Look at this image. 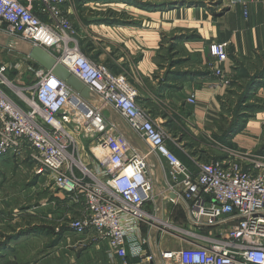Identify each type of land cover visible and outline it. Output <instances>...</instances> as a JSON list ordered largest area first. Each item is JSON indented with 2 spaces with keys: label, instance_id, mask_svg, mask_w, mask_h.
Wrapping results in <instances>:
<instances>
[{
  "label": "built area",
  "instance_id": "2783aa9c",
  "mask_svg": "<svg viewBox=\"0 0 264 264\" xmlns=\"http://www.w3.org/2000/svg\"><path fill=\"white\" fill-rule=\"evenodd\" d=\"M66 2L0 0V33L44 48L91 93L86 100L50 71L31 65L32 82L14 92L8 67L0 64V158L29 159L34 173L77 206L69 227L106 240L108 264H131V259L152 260L143 247L142 225L148 232L179 231L159 217L155 205L148 210L156 198L148 164V156H154L164 171L169 201L183 203L189 222L199 230L186 231L187 247L161 251L163 264H264V153L227 146L223 158L194 157L189 169L168 145L186 152L183 143L137 101L127 75L81 51L78 34L87 33L73 25ZM230 3L240 4L247 17L250 0ZM226 48L224 42L209 45L213 59L207 67L220 87L231 82L223 67ZM186 101L195 104V94ZM108 107L146 144V153L105 117ZM85 149L90 151L89 166L83 162Z\"/></svg>",
  "mask_w": 264,
  "mask_h": 264
},
{
  "label": "crops",
  "instance_id": "0c3cea01",
  "mask_svg": "<svg viewBox=\"0 0 264 264\" xmlns=\"http://www.w3.org/2000/svg\"><path fill=\"white\" fill-rule=\"evenodd\" d=\"M164 1L167 0L153 2ZM195 1L202 3L157 10H146L118 2L115 6L117 11H126L127 15H131V19L140 21L137 25L85 24L76 16L79 12L76 6L71 9L67 2L64 5L73 25L80 31H86V35L92 32L91 37L98 40V43L94 41L98 61L106 63L118 73L127 69L132 76L140 103L144 106L155 104L159 110L169 111L156 115L152 110L154 117L159 121L164 122L168 117L170 118L171 112L181 120L192 121L195 128L193 134L187 132V137L191 135L194 138L195 135L198 136L209 128V125L214 124L211 121L215 120L217 113L220 112L219 96L231 88L220 87L217 84V77L209 72L207 63L213 59L209 53V45L217 42L227 44L228 60L223 63V67L231 78L230 85L235 82L240 83L242 80L245 82L249 74L253 75L257 69L264 68L262 67L264 66V0H250L246 18L242 14L241 5L231 4L230 0ZM0 37H3L2 48H15L11 44L13 38L2 33ZM169 42L174 43L170 50H168ZM26 44L31 46L28 42ZM20 53L22 57L28 58L24 53ZM29 60L32 66H40ZM172 60L183 61L169 64ZM168 70L170 72H167ZM198 70H205L208 73L199 75L196 74ZM184 71H190L192 74H181ZM29 73L31 76V72ZM26 80L25 77V82ZM32 80L29 78L24 83L19 79L22 84L16 87L22 88ZM5 90L9 89L5 88ZM191 93L195 94V104L186 101ZM257 95L264 97V87H258ZM12 97L26 108L25 103L16 95L13 94ZM103 113L107 119L117 125L118 132L125 136L135 149L146 153V144L113 109L105 108ZM263 123L264 112H256L247 122L242 133L235 135V146L254 149L253 145L256 142L254 139L260 134ZM26 160L29 161L27 163L36 178L45 179L34 173L35 165L29 159ZM2 164H0V173L6 167V164L3 166ZM148 164L156 195L155 203L151 204L148 210L152 211L155 205L160 218L181 228L183 222H179L174 215V208L181 205L183 216L184 214L187 216L183 203L174 204L169 201L170 195L166 191L164 171L154 156H148ZM35 192L36 196L43 197L25 210L17 207L11 212L8 207L3 209L4 206L0 205V264L109 263L111 257L106 240H101L90 233H76L69 227V216L78 214V211H75L76 205L68 204L64 195L54 191L51 186L48 195L43 191ZM1 194L0 192V196ZM24 216H30L31 220L22 223ZM33 227H41L43 230L21 235L22 231H30ZM190 231L199 230L194 228ZM142 233L146 241L143 244L145 253H150L152 260H142L138 263V259H131V264H163L159 251L169 248L161 246L162 238L167 236L169 239L171 233L164 229L157 231L151 229L148 232L146 225H142ZM186 243L183 246H187Z\"/></svg>",
  "mask_w": 264,
  "mask_h": 264
},
{
  "label": "rangeland",
  "instance_id": "374dc122",
  "mask_svg": "<svg viewBox=\"0 0 264 264\" xmlns=\"http://www.w3.org/2000/svg\"><path fill=\"white\" fill-rule=\"evenodd\" d=\"M150 1H158V0H150ZM167 1H170V0H167ZM167 1H164V2H167ZM174 1H178V0H174ZM83 2L84 3H82V2L80 3V2H78V0H67V5H69L71 7V9H72V7H75V6H76V9H79V12L76 16L81 21H82V19L84 20L85 18L93 19L96 11L100 12V11H105L106 9H112V10L117 11L115 6L117 5V3L119 1L118 0H93V1H84L83 0ZM97 2L100 4L97 5L96 4ZM84 4H85V6H84ZM125 4L127 6H130L129 3H125ZM80 7H82L83 9L80 10L81 9ZM118 12H120V11H118ZM123 12H125V15H127L126 11H123ZM130 17H131V15H128L125 18L129 19ZM135 22H137V24H140V21L138 22V20H135ZM137 24H131V25H137ZM89 33H90V35H84V33L83 34L81 33L79 38L85 39L83 41L91 39V40L95 41L96 43H98V40L93 39L91 37L93 35V33L92 32H89ZM2 40H3V37H0V49H1L0 50V64H4L5 66L8 67V73H9L8 78H9V80L11 82H13L15 85L20 86L19 84H22V83H20V81L26 83L29 80V78L33 79L34 74L30 70H28V68H27L28 66L31 65L30 60L26 57H22V55L20 53V52L24 53L29 48V46L26 44V42L16 40V39L11 41V44L13 45V47L18 49V50H16L15 48H7V49L2 48V46H1ZM170 49H172V47H170ZM262 67H264V66H262ZM259 70L260 69H257L254 74L262 72L264 70V68L261 69L260 71ZM29 72H31V76H30ZM120 72L125 73L127 75V78L132 83V85L133 86L135 85L132 81V78H131L132 76L129 73V71H127V69H123ZM8 73H7V75H8ZM253 75L249 74V76L246 77L247 79L245 80V82H244V80H242V82H240V83H237V84L233 83L231 88H229L230 86L227 87L229 89L223 93V95L221 96L222 98L219 101L220 112L217 113V115H216L217 117H215V120L211 121V123H214V124L209 125V128H206L205 131L203 130V132H201V134H199L198 136L195 135V138L191 135L189 137H187L188 136L187 132H189V134H190L194 131L193 128H195V124L192 121L181 120L179 116H177L175 113L171 112L170 118L168 117L163 122V125L165 126V128L173 136H176L179 140H180V138H181V140L182 139L184 140V138H185V140L182 143L185 142L184 145H186V146L184 149L186 150V152L182 148H177L174 151H175V154L177 155V157L180 160H182L183 163L189 169L193 168L192 161H193L194 157L195 158H201L203 160H209L210 156H216V155L220 156L224 153L222 148L227 147L229 145V143H228V141H225L224 138L221 139L220 134L223 132V130H224L223 128H227L237 118L238 113H239V115H245L244 113L247 112V111L244 112V110H241V108H239L238 106L240 103L239 102L240 94L242 93L243 89L247 87V83L249 82L250 78ZM25 77L27 79L26 82H25ZM262 77L263 78H259V79L255 78L256 80L258 79L257 84L254 85L251 92H249V94H248L249 96H247L249 98L248 102L257 103L259 105V107H261V108L256 110V111H253L251 113L247 112V114L250 115L247 118V122L250 119H252L253 115L256 112H264V97L261 95H257L258 87H260V86L264 87V74L262 75ZM19 79H20V81H19ZM12 89H13L12 91L16 92V90H14V88H12ZM11 95H13V94H11ZM146 105H148V106H146ZM146 105L145 106L149 108L151 113H152V110H154V114H156V115H162V113L167 112L166 109L159 110V108L155 104H151V105L146 104ZM236 107H238L239 112L238 111L235 112ZM247 122H246V124H247ZM244 129H245V127H244ZM243 130L237 131L236 133H234L231 136V138H229V139H231L230 140L231 145H234V146L236 145V143L234 142V137L237 134H241ZM212 137H215L216 139L220 140V142L212 140L213 139ZM196 139H199V140H196ZM254 141H256V142L253 145L254 149H252V150L254 152H256V151L258 152V150L264 146V123L261 126L260 134L256 137V139H254ZM85 146L88 147L87 142H85ZM203 149H204V151L201 152V150H203ZM176 150H178L179 152L177 153ZM88 154H90V151L88 149L83 150V152H82V156L84 157L83 162H85V164L87 166H89V164L87 163ZM27 162H29V161L26 160V158H22V157L15 158V157L11 156L10 154L4 155L3 157L0 158V164H2V163L6 164V167L3 168L1 170L2 172L0 173V192L2 193L0 196V205L4 206L3 209H7L6 207H8L10 209V211L12 212L13 209H17V207H21V209L25 210L30 205L37 203V201H39V199H41L43 197V196H36L35 191H43V193L47 192L46 195H48L50 193V180L36 178V175L31 172V166H29V164ZM3 164H2V166H3ZM154 166L156 167V164ZM159 175H160V172L158 173V176ZM178 207L181 210H183V207L181 205H178ZM5 214H7V213L5 212ZM184 217H185L183 219L184 221H182L183 225L181 228H179L180 232L174 231V230L173 231L168 230L169 232H172V234H171L169 239L167 236L162 238L161 246L169 248V249H175V250L188 246L187 243H186L187 246H183L184 243L187 242L185 240L187 237L186 231L192 230L196 226H194L193 223L189 222V220H188L187 216H185V214H184ZM29 219L31 220L30 216H24L22 223L23 222L28 223ZM173 225L176 226L175 224H173ZM176 227H178V226H176ZM181 229L183 231H181ZM163 250H166V249H163ZM163 250H160L159 254Z\"/></svg>",
  "mask_w": 264,
  "mask_h": 264
},
{
  "label": "trees",
  "instance_id": "16d2710c",
  "mask_svg": "<svg viewBox=\"0 0 264 264\" xmlns=\"http://www.w3.org/2000/svg\"><path fill=\"white\" fill-rule=\"evenodd\" d=\"M84 1H93V0H84ZM118 1L119 2H124V3H129L130 5H134V6L138 7V8H143V9H146V10H157V9H160V8H173V7L177 6V5L201 4L202 3V2H196L195 0H180V1L179 0L178 1H174V0L171 1L170 0V1L162 2V3H157V2L150 1V0H146V1L145 0H118ZM78 2L84 3L83 0H78ZM127 16L128 15H125V12H123V11L118 12V11H115V10H112V9H106L105 11H100V12L96 11L93 19L85 18L84 20L82 19V21L85 24H89V23L137 24V22H135V20H133L131 18L126 19L125 17H127ZM83 40H85V39L78 38V44H79V48L81 49V51L88 58H90L91 60L98 61V55H97L98 52H97V50L95 48L94 41L91 40V39H88L86 41H83ZM173 44L174 43H172V42L169 43L168 50L170 49V47H173ZM168 56H169V54H168ZM181 61H183V60H172L169 64L178 63V62H181ZM104 64L112 72L118 73V72H116V70H112L106 63H104ZM167 72H170V71L168 70ZM196 72H197L196 74H199V75H206L208 73L205 70H198ZM189 73L192 74L190 71L181 72V74H185V75H187ZM263 74H264V70L262 72L254 74L250 78L249 82L247 83V87L244 88L242 93L240 94V100H239L240 103H239L238 107L241 108V110H244V112L247 111L248 113H251V112L256 111V110L261 108V107H259V105L257 103L248 102L249 98L247 96H249L248 94H249V92H251V90L254 87V85L257 84V80L259 78H263L262 77ZM8 76H9V74H8ZM255 78H258V79L256 80ZM235 84H237V83L235 82ZM232 85L233 84L231 83L230 87H232ZM7 91H8V93H10V90H7ZM221 98L222 97L219 96V101L221 100ZM139 99L140 98L137 96V101L140 103ZM238 107H236V111L235 112L238 111ZM247 112L244 113L245 115H239V113H238L237 114V118L227 128H223L224 130L220 134V138L221 139L224 138L225 141H228V143H229L228 147H235L234 145H231V143H230L231 139H229V138H231V136L234 133H236L237 131L244 129V127L246 125V122H247V118L250 116V115L247 114ZM212 138H213L212 140L220 142V140L216 139L215 137H212ZM179 141L183 142L181 140V138H180ZM183 146L185 147L186 145H184V143H183ZM169 147L173 151L175 149H177L175 146H169ZM202 151H204V149L201 150V152ZM176 152L178 153L179 151L176 150ZM257 153H264V146L261 149H259ZM221 158H223V154L220 155V156H217V155L216 156H210L209 160L210 159H221ZM174 215L177 216L179 222L180 221L181 222L184 221L183 220L184 219L183 213L181 212V209L178 206H176L174 208ZM40 230H43V229H41V227H33L32 229H30V231H28V230L22 231L21 235L25 234L26 232L35 233V232H38Z\"/></svg>",
  "mask_w": 264,
  "mask_h": 264
},
{
  "label": "water",
  "instance_id": "95a60500",
  "mask_svg": "<svg viewBox=\"0 0 264 264\" xmlns=\"http://www.w3.org/2000/svg\"><path fill=\"white\" fill-rule=\"evenodd\" d=\"M24 54L42 68L50 71L60 80L64 81L76 94L86 100L91 99L88 87L47 50L37 45H31ZM71 101H74L73 96H71Z\"/></svg>",
  "mask_w": 264,
  "mask_h": 264
},
{
  "label": "bare ground",
  "instance_id": "6f19581e",
  "mask_svg": "<svg viewBox=\"0 0 264 264\" xmlns=\"http://www.w3.org/2000/svg\"><path fill=\"white\" fill-rule=\"evenodd\" d=\"M12 87L17 91V92H20L21 90L15 86V84H12Z\"/></svg>",
  "mask_w": 264,
  "mask_h": 264
}]
</instances>
